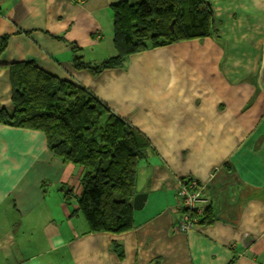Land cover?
Wrapping results in <instances>:
<instances>
[{
  "label": "crops",
  "instance_id": "1",
  "mask_svg": "<svg viewBox=\"0 0 264 264\" xmlns=\"http://www.w3.org/2000/svg\"><path fill=\"white\" fill-rule=\"evenodd\" d=\"M122 1L0 0L2 65L32 60L87 89L152 147L135 230L92 234L76 213L82 168L55 158L42 133L0 124V264H264V0L212 1L218 40L151 49L98 76L75 70L74 47L89 63L116 56L111 7ZM13 108L3 68L0 110ZM190 179L213 222L180 233Z\"/></svg>",
  "mask_w": 264,
  "mask_h": 264
},
{
  "label": "trees",
  "instance_id": "2",
  "mask_svg": "<svg viewBox=\"0 0 264 264\" xmlns=\"http://www.w3.org/2000/svg\"><path fill=\"white\" fill-rule=\"evenodd\" d=\"M215 0H128L112 5L116 56L99 63L85 60L74 47L73 67L92 76L125 67L130 56L179 43L218 40L211 3ZM10 37L0 39V70L10 74L12 111L0 110V124L40 132L50 153L64 165L82 168L81 213L90 233L121 235L135 230L131 202L137 195L139 166L150 142L87 89H74L37 67L35 61L2 65ZM65 191L70 201L73 191ZM210 208L200 224H211ZM120 260L123 247L112 244Z\"/></svg>",
  "mask_w": 264,
  "mask_h": 264
},
{
  "label": "built area",
  "instance_id": "3",
  "mask_svg": "<svg viewBox=\"0 0 264 264\" xmlns=\"http://www.w3.org/2000/svg\"><path fill=\"white\" fill-rule=\"evenodd\" d=\"M178 197L181 217L177 228L180 233H190L199 226L204 213L201 207V204L205 203L203 188L194 179L182 181L179 185Z\"/></svg>",
  "mask_w": 264,
  "mask_h": 264
},
{
  "label": "water",
  "instance_id": "4",
  "mask_svg": "<svg viewBox=\"0 0 264 264\" xmlns=\"http://www.w3.org/2000/svg\"><path fill=\"white\" fill-rule=\"evenodd\" d=\"M147 195L146 194H138L134 197L133 201L131 202V207L134 211L142 210L144 206V202L146 201Z\"/></svg>",
  "mask_w": 264,
  "mask_h": 264
}]
</instances>
